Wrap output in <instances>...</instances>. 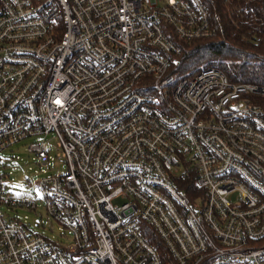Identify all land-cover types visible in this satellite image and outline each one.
Segmentation results:
<instances>
[{"label": "built area", "instance_id": "2783aa9c", "mask_svg": "<svg viewBox=\"0 0 264 264\" xmlns=\"http://www.w3.org/2000/svg\"><path fill=\"white\" fill-rule=\"evenodd\" d=\"M214 35L203 0H0V264H264V88L177 70ZM49 134L64 169L29 143L10 192Z\"/></svg>", "mask_w": 264, "mask_h": 264}, {"label": "trees", "instance_id": "16d2710c", "mask_svg": "<svg viewBox=\"0 0 264 264\" xmlns=\"http://www.w3.org/2000/svg\"><path fill=\"white\" fill-rule=\"evenodd\" d=\"M215 35L179 44L180 74L204 68L221 70L233 83L264 88V2L262 0H203ZM252 100L264 110V95Z\"/></svg>", "mask_w": 264, "mask_h": 264}, {"label": "rangeland", "instance_id": "374dc122", "mask_svg": "<svg viewBox=\"0 0 264 264\" xmlns=\"http://www.w3.org/2000/svg\"><path fill=\"white\" fill-rule=\"evenodd\" d=\"M43 139H46L50 155L55 158L56 163H59L55 169L60 170L61 167L64 169V166L62 165L64 160L63 151L59 141L54 138L52 134L33 137L21 141L2 154L3 159H7L5 162L7 173H12L6 185V188L9 189L10 192L16 194H28L30 190H35V193L39 195L38 190H36V188L34 189V187L36 181L39 180L43 174L39 172L35 176L34 172L38 169V167L33 164L32 156L26 152L24 147L29 143L39 142ZM15 157H18V159H15ZM14 167L15 170H13ZM5 212L8 217L16 216L20 219H23V217L27 215L32 226H34L36 220H40L41 216V223L38 226H34L35 231L40 232L48 239L54 241H63L64 239V237L61 238L60 236L61 231L59 230V226L54 221L49 220L43 211H41L38 215H35L31 211L28 212L18 208L16 210L6 209ZM64 242L66 243L67 240L64 239Z\"/></svg>", "mask_w": 264, "mask_h": 264}]
</instances>
